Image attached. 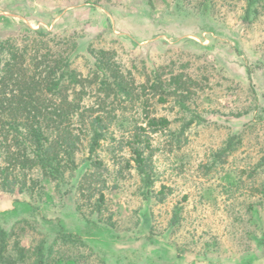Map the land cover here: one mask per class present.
I'll list each match as a JSON object with an SVG mask.
<instances>
[{
  "label": "rangeland",
  "instance_id": "rangeland-1",
  "mask_svg": "<svg viewBox=\"0 0 264 264\" xmlns=\"http://www.w3.org/2000/svg\"><path fill=\"white\" fill-rule=\"evenodd\" d=\"M224 1L217 0V15L199 25L157 21L171 0L96 5L84 0H0V38L26 33V28L71 35L80 42L73 67L85 74L93 61L85 50L87 38L99 34L101 44L104 38L103 44L116 50L125 67L134 63L139 79L150 69L163 78L182 73L194 87L191 108L205 119L190 126L187 143L175 148L169 135L179 124L176 108L170 100H151L155 115L171 121L167 134L151 135L159 173L154 190L162 189L165 199H143L133 170L126 171L117 188L103 191L115 227L90 214L77 192L63 197L47 179H41L32 196L17 188L0 190V227L15 233L9 245L15 238L20 245H36L42 238L39 222L19 221L32 204L39 218L56 217L84 236L86 246L77 244L74 254L65 247L74 264H264V196L259 192L264 171L250 175L264 147V15L243 25L241 0H231L230 11ZM233 133L241 136L235 150L214 168L205 167L209 155ZM85 140L77 154L79 166L87 156ZM113 150L106 143L98 150L110 168ZM120 154L133 164L128 153ZM77 202L86 219L76 211ZM176 207H181L180 218L171 225Z\"/></svg>",
  "mask_w": 264,
  "mask_h": 264
},
{
  "label": "trees",
  "instance_id": "trees-1",
  "mask_svg": "<svg viewBox=\"0 0 264 264\" xmlns=\"http://www.w3.org/2000/svg\"><path fill=\"white\" fill-rule=\"evenodd\" d=\"M84 1L91 5L110 2ZM224 5H229L226 9L230 11L232 1L225 0ZM216 7L217 0H171V6L159 19L207 25L219 12ZM241 7L239 18L243 25L264 15V0H241ZM87 40L85 50L93 61L83 74L73 67L80 42L71 35L61 37L26 28V33L0 38V190L11 192L17 188L32 196L41 179H47L63 197L77 192V199L84 200L90 214L115 227L114 211L103 191L117 188L126 171L133 170L143 199H165L162 189L154 190L159 173L153 161L157 148L151 135L167 134L171 121L155 115L151 100H170L176 108L179 124L169 135V145L175 148L187 143L190 126L205 119L201 111L191 108L194 87L182 73L163 78L156 69H150L139 79L133 71L134 63L125 67L116 50L103 44L104 38L101 44L99 34ZM247 73L252 83L249 70ZM118 130L119 135H115ZM83 138L87 156L81 167L77 154ZM240 138V134H230L204 166L210 169L224 162ZM103 143L114 146L113 168L99 156ZM122 151L130 155L133 164L120 154ZM259 151L261 156L251 167L250 175L264 171V147ZM109 180H113L111 185ZM259 188L264 196V181ZM79 205L74 204L76 211L86 219ZM35 208L27 204L26 216L19 221L39 222L42 238L36 245H20L16 238L9 245L15 233L0 227V264H74L71 255L80 244L86 246L84 236L67 229L56 217L39 218ZM180 210L181 207L174 209L171 225L179 221ZM65 247L71 255L65 254Z\"/></svg>",
  "mask_w": 264,
  "mask_h": 264
},
{
  "label": "crops",
  "instance_id": "crops-1",
  "mask_svg": "<svg viewBox=\"0 0 264 264\" xmlns=\"http://www.w3.org/2000/svg\"><path fill=\"white\" fill-rule=\"evenodd\" d=\"M157 21H159V22H161V20L159 19V17H157V19H156ZM165 23H167V22H165ZM258 259H256V261H257Z\"/></svg>",
  "mask_w": 264,
  "mask_h": 264
}]
</instances>
